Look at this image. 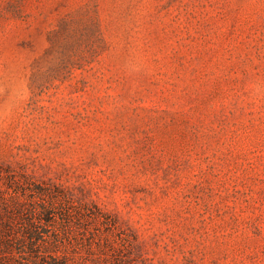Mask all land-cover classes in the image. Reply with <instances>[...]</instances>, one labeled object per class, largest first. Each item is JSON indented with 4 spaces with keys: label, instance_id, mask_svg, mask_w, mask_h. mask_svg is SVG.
<instances>
[{
    "label": "rangeland",
    "instance_id": "1",
    "mask_svg": "<svg viewBox=\"0 0 264 264\" xmlns=\"http://www.w3.org/2000/svg\"><path fill=\"white\" fill-rule=\"evenodd\" d=\"M0 264H264V0H0Z\"/></svg>",
    "mask_w": 264,
    "mask_h": 264
}]
</instances>
